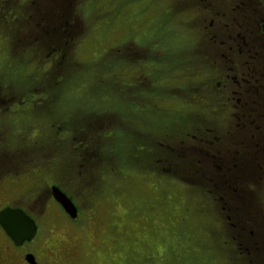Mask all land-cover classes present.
Listing matches in <instances>:
<instances>
[{"label":"rangeland","instance_id":"rangeland-1","mask_svg":"<svg viewBox=\"0 0 264 264\" xmlns=\"http://www.w3.org/2000/svg\"><path fill=\"white\" fill-rule=\"evenodd\" d=\"M78 2L83 5L82 9L80 6L74 11L79 15L78 20L81 25L77 31L80 35V38L77 37L80 39L77 43L82 41L78 49L80 64L76 66L73 57L57 64L53 70V81L58 90L52 94L48 102L41 96L47 92L44 85L38 84L36 90L30 93L21 89L26 85V77L31 71L30 53H25L22 59H18L23 46L26 47V42L22 43L20 39L24 30L16 31L14 39L12 37L9 42V29H16L13 24L17 23L19 28L25 29L27 20L30 19L29 12L33 11L35 3L33 0H0V10L3 9L7 14H12L13 18H17L7 27L0 22V141L3 137V148L8 151H14L17 147L25 149L26 157L22 159L21 156L20 162L14 160L13 162L28 164L22 170L11 172L14 175L29 176L20 184L13 183L14 180L3 181L0 200L5 204L11 201L18 203L15 200L23 194L16 196V192L30 187L26 193L33 196L42 186L38 193L44 198L54 179L58 184L62 181H80L82 193L91 191V188L100 191L102 186L107 187L106 190L102 188L109 197L107 202L102 200L105 193L102 195L101 190L100 200H97V197L95 199L96 204L91 196L88 198L86 196L85 201L88 199V202L83 206V208L95 205L99 207L103 203L104 209H100L101 212L98 213L94 208L89 209L88 213L84 211L79 220L73 222L71 226L63 229L65 223L61 222L51 234L48 232L52 227L47 226L48 232L46 230L43 232L39 242L44 249L57 251L60 255L57 257L58 253H53L49 256V259H54L49 261L50 264H254V262L264 264V254H249L244 250L245 248L242 249L238 245V241L249 245V235L240 236V231L237 232L235 229L238 228V222L232 220L230 214L231 208L229 205L225 207L223 203L218 205L213 202L207 190L202 188L208 189L206 185L197 184L196 187L189 185L192 188L187 187V189L177 182L164 178L147 177L145 181L137 179V183L141 186L135 190L132 186H126L127 180L132 178L127 179L123 172L124 166L127 165L125 157L122 159V151L110 156L112 162L108 168L104 162H98L94 166L89 164L88 168H83L79 160V150L85 143L80 145V142L74 138L68 143H58L60 131L66 127L57 123V120L75 117V120L78 118L85 121V118L90 116L105 115L106 113H100L101 107L105 106L111 110L116 108L111 96L107 100L100 101L99 92L94 89L89 95V98L95 100L92 102L85 98L84 91L88 88L91 91L94 87L103 88V84L97 85V83L102 80L103 70H106L107 66L100 65L99 68L97 64L94 68V61L100 52L107 48V42H111L115 37L123 39L133 34L132 30L130 32L123 28L125 18L123 13L132 16L141 9L145 13V19L154 16L159 23L162 8L169 5V1L163 0H78ZM138 3H143V6H139ZM135 4L138 6L134 7ZM184 13L169 17L181 28L182 36L169 31L166 33L176 41L179 40L178 38L182 39L178 45L180 49H167L154 55L161 58L165 65L171 66L174 63L166 53L168 50L176 54L177 60H187L190 57L185 51L189 40L192 39V31L183 23L186 20ZM155 38L170 44L158 33ZM129 46L134 48L132 43ZM116 51L118 50L116 49L114 54L118 56L117 58L113 59L111 53L109 55L112 64L108 71L121 61V55ZM106 55L107 53L103 56ZM39 56L42 59L46 58L44 52H40ZM91 56L94 57L92 64L84 61V58L90 59ZM75 58L78 59L76 56ZM111 74L112 70L109 71L108 76ZM44 76L41 70L36 71L37 79ZM46 77L48 84L51 77L49 75ZM59 77H63V83L68 85L71 92H67L66 95L67 109L56 111L54 106L60 102L63 84L58 82ZM36 78L31 76L29 79ZM111 80L112 77H108L106 82L112 89ZM10 92L12 94L7 95ZM46 104L51 109L49 112L45 109L40 110ZM51 104L53 105L50 106ZM96 110L100 111L96 112ZM51 111H55L54 116ZM182 115L183 113L179 112L174 117ZM165 116L171 118L168 114ZM113 117L114 127L122 132V126L115 122V119L122 118L123 114ZM162 117L164 118V115ZM73 122L70 120V123ZM117 128L115 132L118 131ZM74 129L79 130V126ZM7 139L10 143H6ZM103 145L105 148L109 147L107 142ZM115 145L122 146L127 157L123 134L115 133V140L110 146ZM50 151L56 152L49 154ZM32 154L36 155L32 157ZM59 155L62 158L61 162ZM99 166H101L100 170L97 169ZM117 172L120 175H112ZM190 179L195 181L191 177ZM9 185L13 186V191L8 189ZM133 192L137 194L132 195ZM263 194L264 185L258 195ZM211 197L216 199L215 195ZM237 200L240 202V199ZM258 208L262 211L264 203ZM199 212L202 215L197 217ZM46 213L54 223H57L56 213L50 214L49 209ZM227 215L230 220L226 218ZM49 235L56 241L57 247L63 245L55 250L54 247L45 245L51 240ZM8 252L9 249L6 246L1 247L0 243V253L6 260Z\"/></svg>","mask_w":264,"mask_h":264},{"label":"flooded vegetation","instance_id":"flooded-vegetation-1","mask_svg":"<svg viewBox=\"0 0 264 264\" xmlns=\"http://www.w3.org/2000/svg\"><path fill=\"white\" fill-rule=\"evenodd\" d=\"M167 1L166 8L174 15L185 12L183 23L192 31L185 51L189 59L177 60L170 50L179 46L159 39L127 41L124 81L114 76L112 89L101 91L110 96L121 91L123 117L115 122L122 126L127 170L137 175L219 178V184L232 193L223 188L222 205L236 201L255 207L253 187L264 181V0ZM167 49L174 62L171 74L160 73L161 58L154 56ZM150 57L154 62L148 65ZM179 112L183 115L174 117ZM112 118L107 114L80 122L79 130L69 136L80 145L93 144L79 155L83 168L98 162L110 166V143L115 140ZM3 205L8 204L0 200V209ZM29 209L40 210L32 204ZM49 238L45 245L54 250L63 245L57 247ZM0 243L9 249L7 260L0 253V264H50L54 259L49 256L58 253L44 249L38 237L17 245L1 226Z\"/></svg>","mask_w":264,"mask_h":264},{"label":"water","instance_id":"water-1","mask_svg":"<svg viewBox=\"0 0 264 264\" xmlns=\"http://www.w3.org/2000/svg\"><path fill=\"white\" fill-rule=\"evenodd\" d=\"M55 195L67 211L76 216L75 208L66 196L59 191ZM0 222L9 233L19 234L18 238L14 237L16 240L31 239L33 236V222L19 210H6L0 213Z\"/></svg>","mask_w":264,"mask_h":264}]
</instances>
